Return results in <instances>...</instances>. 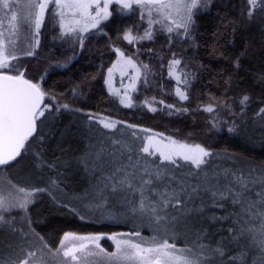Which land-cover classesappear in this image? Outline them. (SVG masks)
I'll list each match as a JSON object with an SVG mask.
<instances>
[{
  "label": "snow or ice",
  "instance_id": "snow-or-ice-1",
  "mask_svg": "<svg viewBox=\"0 0 264 264\" xmlns=\"http://www.w3.org/2000/svg\"><path fill=\"white\" fill-rule=\"evenodd\" d=\"M213 0H0V171L7 166H15L18 158L28 155L34 144L40 149L34 155L37 167L44 161L42 158L44 134H38V121L51 111V105L44 104L47 93L40 83L25 77L21 66L12 62L19 59L16 38L34 29L35 46L39 45V32L45 20V14L51 9V16L58 20L61 36L75 35L81 47L82 33L98 29L107 21L113 12L110 6L117 5L121 11L139 10L140 20L148 26L142 35H134L132 29L123 33V40L133 44L154 38L153 26L169 34V43L175 34L176 39L192 36L197 13L207 11ZM247 16L253 18V10L264 5V0H246ZM106 34V33H105ZM27 49L20 51L25 56H32L31 37L26 36ZM120 60L108 70L106 84L110 93L119 96L118 89L113 88V71L120 68L121 76L128 75L131 68L135 75L127 86L135 90L136 81L140 78L141 67L132 57H125L119 49L115 50ZM149 51H152L149 49ZM123 61L121 65L120 61ZM237 67L239 63L237 61ZM147 69V65H142ZM182 67V60L173 53L167 62V74L176 81V96L188 100L187 89L179 85H188L190 73ZM43 79V77L41 78ZM264 82V77L260 78ZM244 95L241 104L249 100ZM120 103L132 107L131 98L125 91ZM163 103V101H160ZM68 109V105H62ZM172 108L174 105H167ZM150 111H156L149 107ZM187 111V109H183ZM76 111H79L78 109ZM203 111L212 113L214 108L209 104ZM264 113V108L260 109ZM259 114V113H258ZM89 120L95 117L89 115ZM104 129L115 131L119 121L103 118L96 121ZM43 123V121H41ZM129 128L134 125H126ZM215 127V125H213ZM147 131V130H144ZM229 132L235 128L230 127ZM102 136L105 134H101ZM135 135V133H133ZM110 148L101 146L99 151L89 153L80 163L85 170L96 177L92 186V201L85 206L103 207L109 195L124 205L126 213L147 219L153 225L154 235L149 240L142 238L139 242L119 237H140L139 231L118 233L107 236L115 244V251H107L99 241L103 235L81 236L65 233L58 246L51 247L43 236L31 228L28 217L29 205L34 203L36 193L59 189L57 179L49 178V186L28 187L18 185L11 180L7 195H3L4 181L0 178V230L11 235H19L24 244L13 245L7 258L0 253V264H206L208 252L225 258V245L215 248L194 251L192 248L178 247L173 242L172 233L182 217L195 211H203L207 205L224 207L231 204L235 212V223L228 228V241L235 243L240 255H227L232 264L237 260L243 262L254 256L253 264H264V169L250 168L245 170H227L216 172L210 170L209 159L213 154L205 147L165 138L157 140L148 137L147 144L133 147L119 139L108 137ZM55 167V165H49ZM199 208H190L196 200ZM179 213V215H177ZM23 221L18 224L17 220ZM83 218V217H82ZM250 220H259V226L249 227ZM27 228V231L25 230ZM204 249V246H200Z\"/></svg>",
  "mask_w": 264,
  "mask_h": 264
},
{
  "label": "trees",
  "instance_id": "trees-1",
  "mask_svg": "<svg viewBox=\"0 0 264 264\" xmlns=\"http://www.w3.org/2000/svg\"><path fill=\"white\" fill-rule=\"evenodd\" d=\"M245 8L241 0H214L209 10L196 15L193 32L195 48L189 49L192 56H186L183 46L173 48L172 51H177L179 55L177 58L193 61L191 66L196 78L187 92L188 100L181 101L170 94L174 89V81L167 77V61L164 63L161 72L169 91V95L164 96L165 102L186 106L192 110L189 114L168 115L161 111L151 113L133 110L120 106L107 94L104 87L105 71L116 56L108 43L131 50L122 37L125 29L136 24L135 12L128 17L115 15L106 26L107 37L89 42L79 58L66 68H52L47 73L43 81L44 90L59 101L71 103L73 107L56 108L44 102L51 105V111H46L45 117L37 122L38 134L42 132L45 136L42 151L44 163L37 167L34 155L40 149L37 143L28 155L18 158V163L13 162L14 167L9 165L2 171L7 180L28 187L44 188L49 186V178L57 179L59 189L52 188L51 194L48 191L36 193L34 203L28 208L31 228L43 236L51 247L55 248L60 238L68 232L100 234L133 231L132 221L136 218L143 224L141 227L149 225L147 219L130 213L126 215V224L94 222L82 218L79 208H85L92 201V186L96 177L86 171L80 161L89 153L99 151L101 146H106V139H102L101 134H108L98 123L88 119L87 111L114 118L125 126L143 127L198 143L210 148L211 152L215 150L217 156L213 157L209 166L210 170L216 172L225 169L247 171L253 167L264 169V113L260 112L264 108V82L260 79L264 77V21L261 22L262 31L259 27H251L244 17ZM47 59L29 60L28 79H39L45 69L50 67ZM244 95L250 99L241 104ZM209 104L215 111L231 105L230 119H236L237 122L233 133L227 130L222 133L207 132L205 120L209 113L203 108ZM73 197L80 199L78 209L73 207L77 204L71 200ZM67 203L72 207L67 208ZM199 204L197 199L189 207L199 208ZM180 221L183 229L177 230L180 225H176L172 233L179 236L181 233L186 234L184 236L188 243L184 239V242H177V246L203 251L225 245V258L214 256L209 251L206 264H232L226 259L227 255H240L237 245L229 243L227 239V230L235 223L231 204L225 203L224 207L209 204L202 212H192ZM248 226L258 228L259 220H250ZM153 228L151 225L149 230L152 232ZM9 243L23 245L24 241L19 239L18 234L11 235L0 230V253L5 258L10 251L7 247ZM201 245L204 249H201ZM254 260L257 258L250 256L243 264H253ZM235 264H241V261L237 260Z\"/></svg>",
  "mask_w": 264,
  "mask_h": 264
},
{
  "label": "rangeland",
  "instance_id": "rangeland-1",
  "mask_svg": "<svg viewBox=\"0 0 264 264\" xmlns=\"http://www.w3.org/2000/svg\"><path fill=\"white\" fill-rule=\"evenodd\" d=\"M242 1H244V4L246 5L244 17L247 19L251 27L253 28L259 27V30L262 31L261 27L263 25H261V22L264 21V5H261L260 7H257L256 9H254L253 18L249 20L247 16L248 5L246 3V0H241V2ZM22 2L23 0H16V4H21ZM110 11L113 12V15L107 21L102 22L98 29H92L88 32L82 33L84 37V41H83V47H81L75 35L63 36V37L61 36L58 20L52 18L50 14L51 13V9H50L45 14V20L39 32V36H38L39 45L35 46L36 37H35L34 29L29 33H24V34L19 35L16 38V48H17V54L19 56V59L13 61L12 63L17 66H21V70L24 71L25 77L29 78L27 76L28 71H29V65H28L29 60L30 59H35V60L41 59L42 60V58L46 59L47 57L48 58L47 60L50 61L49 62L50 67L45 69L44 73L41 74V76L39 77L37 81L32 80L33 82L40 83L42 89L44 90L43 81L45 80L47 73L52 68H57V67L61 69L66 68L74 60L79 58V56L87 48V45L89 44V42L96 40V39L98 40L100 39V37H107L106 26L108 22L115 15H119L121 17H124V16L128 17L133 12H135L136 20H137L136 24L132 27L125 29V31L128 29H132L134 35H142L144 32V29L148 26L145 22L140 20L139 10L134 9L132 11H121L117 5H112L110 6ZM200 13L202 12L197 13V15ZM3 16H4V12L0 11V18H3ZM159 28H160L159 25L153 26L154 38L152 40H143V41H139L133 44H129L127 42V45L128 47L131 48V50L129 49L126 50L120 45L110 44V42L108 43V46L111 47V50L119 49L121 52L125 54V57H132L133 61L137 64V66L141 67V75H140V78L136 81V88L133 91L129 89L127 86L131 82V79H130L131 76L135 75L134 71L131 68H127L126 71L128 72V75L122 77L120 68L118 67L117 69L113 71L112 80H113V88L118 89L120 92V95L117 96V95L110 93L108 89V85L106 84V80L108 79V70L113 67V64H116L117 61L120 60V57L115 51L116 56L112 60L110 66L105 71V77H104L105 90L107 94L117 104H119L122 107H125V106L120 103V100L123 98L124 92L127 91L132 101V107H125V108H131L133 110L153 113V111L149 110V107H152L156 109V111L154 112H157V111H161L164 113L166 112L168 115H176V114L179 115L180 113L189 114L192 110L187 108L186 106L183 107V106L174 105V107L172 108L167 107V105H170V104H167L165 102L164 96L169 95V91H168V87H165L167 86V83L161 71L164 67V63H166V61L168 62L172 58L173 53H176L177 56H179L177 51L175 50L172 51L175 46L177 47L183 46L184 52L186 51V56L187 57L190 56L189 49L193 50L195 48L194 38H193L194 29H193L192 36L190 39L183 38V37L180 39H176L175 34H172L173 39L171 40V43H169V34H167L166 32L160 31ZM26 36L31 37V43L33 46L32 50L34 52V55L32 56H25L20 51L21 48L27 49L29 47V44L26 40ZM149 49H151L152 51H149ZM182 54H183L182 56H184V53ZM180 59L182 60V67L186 65V68H184V70L190 73L191 75L189 79V84L188 85L181 84L179 85V87H181L182 89L186 88L188 92L191 83H193V81L196 78V73L191 66L193 62L192 60L184 59V58H180ZM120 63L122 65L123 61L121 60ZM142 65H147L148 66L147 69H144ZM42 77L43 79H41ZM173 81H174V89L170 92V94L176 96L175 89L177 87V84L175 80ZM176 97L179 99L178 96ZM160 101H163V103H160ZM44 102H48L51 105L55 106L56 108H60L62 107V105H68V108L73 107L71 103L67 101H59L57 98L51 96L48 93L45 97ZM183 109H187V111H184ZM231 109H232L231 105H228V106H224L223 108H218V110L216 111L214 110L212 113H209L208 119L205 120L204 118L205 123L207 124V127H208L207 132L208 133H212V132L222 133L224 132V130L228 131L230 127H233L236 130V127H237L236 119H233V120L230 119V115H232ZM194 111L196 112V109ZM87 113L95 117V119H93L94 123H97L96 122L97 120L103 119V118H109L111 120L118 121L114 118H110V117H107L101 114H96L95 112H92V111H87ZM213 125H215V127ZM99 126L103 128L102 125L99 124ZM105 130L108 131V134L103 135L101 137L102 139H106L104 143V145L106 146L104 147L111 146L110 140L108 139V137L119 139L122 143H130L132 144L134 148L138 147L141 144H147L148 137H155L157 140H163L164 142H167L165 138H170L172 140H176L178 142L189 144V145L198 144V143L188 142L187 140H182V139L170 136V135H163L161 133H156L146 128H143V127L141 128V127L135 126L133 128H129L121 123L117 124V129L115 131H109L107 129ZM144 130H147V131H144ZM133 133H135V135H133ZM230 133H233V132H230ZM205 148L211 152L210 148H207V147ZM211 153L213 154V156L208 158L209 163H211L212 162L211 160L217 156L215 153V150H213ZM0 178H2L4 181V188H3L2 194L7 195L8 191L10 190V185L6 183L7 178L5 177L3 171H0ZM71 200L77 203V204H74L73 207L78 209L79 204H80L79 203L80 199L73 197ZM67 205H68L67 208L71 206L69 203H67ZM79 209H80L79 212L83 218L90 219L94 222L95 221H105L103 223L111 222L114 224H126V222H128V219L126 216L127 213L125 212L126 209L124 205L122 204V202L112 197L111 195H109L107 203L101 208H94V207L89 208L85 206V208L80 207ZM113 211L120 212V213H113ZM117 216H119L120 218H118ZM132 222L134 223L132 224L134 226L133 227L134 230L127 231V232H121V233H131L134 231H139L141 234L140 237L133 236V237H119V238H123V239L130 238V239H133L139 242L142 238H148L150 240L151 237L154 235V232L153 231L151 232V230H149V227L151 226L150 224L145 225L146 227L145 228V227H141L143 226V224L137 218L134 219ZM17 223L22 224L23 221L19 220L18 218ZM177 225H180V227L177 230L181 231L183 229L181 221ZM68 233H72V232H68ZM118 233L120 232L100 233V234H97V233L95 234L94 233H85V234L74 233V234L81 235V236L103 235L105 238L101 239L99 243L107 251L111 252V251H115V244L113 241L107 239V236L115 235ZM170 235H173V233H171ZM184 235L182 233L180 236L173 235L174 237L173 242L175 243L179 241L184 242V239H185ZM62 237L60 238V240L62 239ZM103 242H106V243L103 244ZM185 243H188L186 242V239H185ZM58 244L59 242L56 244V246H58Z\"/></svg>",
  "mask_w": 264,
  "mask_h": 264
},
{
  "label": "bare ground",
  "instance_id": "bare-ground-1",
  "mask_svg": "<svg viewBox=\"0 0 264 264\" xmlns=\"http://www.w3.org/2000/svg\"><path fill=\"white\" fill-rule=\"evenodd\" d=\"M255 227V226H254Z\"/></svg>",
  "mask_w": 264,
  "mask_h": 264
}]
</instances>
